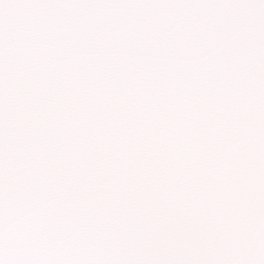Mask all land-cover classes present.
I'll return each mask as SVG.
<instances>
[{"label": "snow or ice", "instance_id": "6c2138e0", "mask_svg": "<svg viewBox=\"0 0 264 264\" xmlns=\"http://www.w3.org/2000/svg\"><path fill=\"white\" fill-rule=\"evenodd\" d=\"M0 264H264V0H0Z\"/></svg>", "mask_w": 264, "mask_h": 264}]
</instances>
